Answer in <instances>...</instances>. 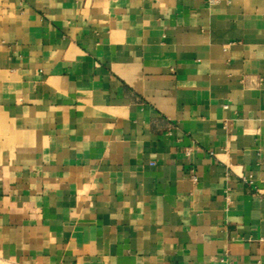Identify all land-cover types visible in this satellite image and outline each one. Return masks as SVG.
I'll list each match as a JSON object with an SVG mask.
<instances>
[{
  "label": "crops",
  "instance_id": "0c3cea01",
  "mask_svg": "<svg viewBox=\"0 0 264 264\" xmlns=\"http://www.w3.org/2000/svg\"><path fill=\"white\" fill-rule=\"evenodd\" d=\"M0 264H264V0H0Z\"/></svg>",
  "mask_w": 264,
  "mask_h": 264
},
{
  "label": "built area",
  "instance_id": "2783aa9c",
  "mask_svg": "<svg viewBox=\"0 0 264 264\" xmlns=\"http://www.w3.org/2000/svg\"><path fill=\"white\" fill-rule=\"evenodd\" d=\"M192 178L194 179L195 177L193 176Z\"/></svg>",
  "mask_w": 264,
  "mask_h": 264
}]
</instances>
